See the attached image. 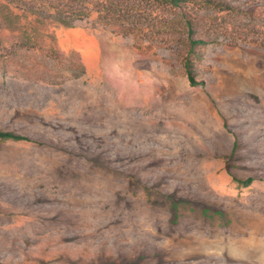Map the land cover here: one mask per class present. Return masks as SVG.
Masks as SVG:
<instances>
[{
    "label": "rangeland",
    "instance_id": "obj_1",
    "mask_svg": "<svg viewBox=\"0 0 264 264\" xmlns=\"http://www.w3.org/2000/svg\"><path fill=\"white\" fill-rule=\"evenodd\" d=\"M227 1L202 86L177 36L94 18L0 59V129L34 141H0V264H264V0Z\"/></svg>",
    "mask_w": 264,
    "mask_h": 264
},
{
    "label": "trees",
    "instance_id": "obj_2",
    "mask_svg": "<svg viewBox=\"0 0 264 264\" xmlns=\"http://www.w3.org/2000/svg\"><path fill=\"white\" fill-rule=\"evenodd\" d=\"M242 13L248 11L227 0H0V59L9 62L16 49L40 46V28L45 25L73 28L94 18L130 34L150 30L170 38L177 36L183 47L184 74L189 85L197 87L204 85L198 70L205 48L223 35H231ZM3 32L13 39H4ZM48 53L59 56L54 46ZM0 141L34 142L28 136L1 129ZM233 180L244 187L254 181L251 177Z\"/></svg>",
    "mask_w": 264,
    "mask_h": 264
}]
</instances>
